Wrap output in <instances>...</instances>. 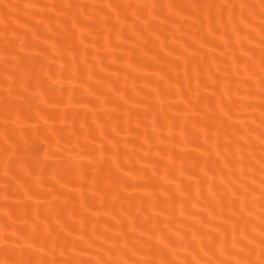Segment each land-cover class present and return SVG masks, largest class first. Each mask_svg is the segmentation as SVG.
Segmentation results:
<instances>
[{
	"label": "bare ground",
	"instance_id": "obj_1",
	"mask_svg": "<svg viewBox=\"0 0 264 264\" xmlns=\"http://www.w3.org/2000/svg\"><path fill=\"white\" fill-rule=\"evenodd\" d=\"M0 264H264V0H0Z\"/></svg>",
	"mask_w": 264,
	"mask_h": 264
}]
</instances>
